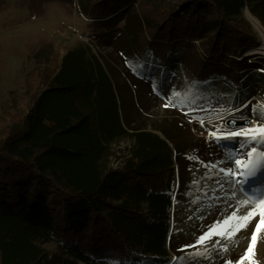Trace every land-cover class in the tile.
Instances as JSON below:
<instances>
[{"label": "trees", "instance_id": "16d2710c", "mask_svg": "<svg viewBox=\"0 0 264 264\" xmlns=\"http://www.w3.org/2000/svg\"><path fill=\"white\" fill-rule=\"evenodd\" d=\"M116 1L81 2L80 10L94 22H124L129 28V17L113 15L127 0ZM187 2L190 7L182 10L147 13L156 15L155 26L147 14L131 13L135 35L143 41L146 32L151 40L139 48L163 66L173 45L208 37L205 55L219 57L215 68L227 61L236 74L259 68L235 57L256 44L242 9L264 26V0ZM238 80L233 83L241 86ZM162 134L123 123L114 82L88 45L67 50L56 74L0 140V264H97L99 259L121 264L148 256L155 264L169 263L173 159L183 153ZM125 138L131 140L127 156L117 168L109 167L112 144ZM178 177L180 185L181 170ZM48 242L59 252L51 260L39 246Z\"/></svg>", "mask_w": 264, "mask_h": 264}, {"label": "rangeland", "instance_id": "374dc122", "mask_svg": "<svg viewBox=\"0 0 264 264\" xmlns=\"http://www.w3.org/2000/svg\"><path fill=\"white\" fill-rule=\"evenodd\" d=\"M87 1L91 0H0V140L24 116L35 96L56 74L64 53L76 46L88 45L114 82L123 123L143 127L163 138L164 131L183 153L179 161L173 159L175 177L168 236L171 260L167 264H235L248 249L259 216L232 241L212 235L204 244L189 246L196 245L211 225L236 211L250 193L264 195V170L249 182L238 183L244 176L243 170L236 167L235 159L246 160L244 153L254 145L241 150L239 139L218 140L212 135L223 136L226 131L240 127H229L228 120H249V127L259 121L253 108L264 104L262 61L257 56L245 57L259 68L241 70L237 74L234 68H227L229 61L215 68L218 63L213 60L219 57L205 55L203 44L208 37H201L190 45H173L162 66L152 58V52L149 54L139 48L141 42L145 44L150 39L146 32L142 34L143 41L135 35L136 22L131 13L140 16L158 9L182 10L190 7L188 0L116 1L117 5L124 3L125 6L113 15L120 19L129 17V28H125L124 22L105 25L87 18L80 10V3ZM250 16L244 7L242 17L251 27ZM155 18L156 15L149 17V25H156ZM142 26L145 30L144 24ZM251 29L256 44L241 52L236 60L260 45L257 33L253 27ZM156 55L162 54L156 51ZM202 76L212 78L195 80ZM238 78L241 86L233 83ZM174 93L179 95L173 98ZM169 99L173 100L172 105H168ZM169 144L174 151L173 143ZM130 146L129 138L112 144L108 166H120ZM233 152L236 156L229 160ZM180 170L183 183L179 185ZM246 211L242 209L239 214ZM217 240H221L220 244H216ZM39 246L47 251L48 260L59 255L52 242ZM197 252L203 255H196ZM65 258L62 255V259ZM152 259L148 256L121 264H155ZM52 264L66 263L55 261ZM97 264L116 263L99 259ZM243 264H264V226Z\"/></svg>", "mask_w": 264, "mask_h": 264}, {"label": "snow or ice", "instance_id": "6c2138e0", "mask_svg": "<svg viewBox=\"0 0 264 264\" xmlns=\"http://www.w3.org/2000/svg\"><path fill=\"white\" fill-rule=\"evenodd\" d=\"M179 93H174L173 98L178 96ZM173 100L169 99L168 105H172ZM166 105V106H168ZM247 105H245L246 107ZM253 112L257 114L258 120L261 122L255 126L249 127L246 123L236 129L226 131L223 136H217L215 133L212 135L216 139H239V147L241 150L248 148L249 145H254L244 155L246 160L235 159V165L238 169H242V175L244 179L238 181L242 185L249 182L251 178H254L257 173L264 170V104H258L253 108ZM229 127L236 122L230 120L227 122ZM260 150L258 151V147ZM236 153L233 152L229 156V160L233 159ZM226 175L231 173L225 172ZM242 209H247L246 213L240 215ZM259 216L260 219L256 223V227L253 230L249 247L245 251L244 255L235 264H243V260L248 258L249 252H251L253 243L257 239V233L262 230L264 226V195H257L255 192L250 193L247 198L241 202L240 207L232 212L229 216L225 217L223 221H218L209 227V231L200 236L196 242V245H190L189 247H196L197 245L204 244L206 240L211 239L212 235L219 236L222 240L232 241L235 236L242 230L246 229L251 221ZM221 240H217L216 244H220ZM215 246V245H214ZM227 251L226 248L222 249ZM196 255H203V253L197 252ZM226 264H232V262H226Z\"/></svg>", "mask_w": 264, "mask_h": 264}, {"label": "built area", "instance_id": "2783aa9c", "mask_svg": "<svg viewBox=\"0 0 264 264\" xmlns=\"http://www.w3.org/2000/svg\"><path fill=\"white\" fill-rule=\"evenodd\" d=\"M251 18V27H253L254 32L257 33V36L260 41V45H256L255 50H252L253 52L252 55L245 56L246 53H244L242 56L238 57L237 60H242L245 59V57L250 58V56H257L259 59H264V26L260 23V21L253 17L252 15L250 16ZM261 123L260 121H254L253 125H257Z\"/></svg>", "mask_w": 264, "mask_h": 264}, {"label": "water", "instance_id": "95a60500", "mask_svg": "<svg viewBox=\"0 0 264 264\" xmlns=\"http://www.w3.org/2000/svg\"><path fill=\"white\" fill-rule=\"evenodd\" d=\"M228 121H230V120H228ZM227 121V122H228ZM235 121V120H234ZM236 123L235 124H233V125H231V126H243L245 123L247 124V125H249L250 124V121L249 120H241V121H235ZM227 125H228V123H227Z\"/></svg>", "mask_w": 264, "mask_h": 264}, {"label": "bare ground", "instance_id": "6f19581e", "mask_svg": "<svg viewBox=\"0 0 264 264\" xmlns=\"http://www.w3.org/2000/svg\"><path fill=\"white\" fill-rule=\"evenodd\" d=\"M252 54H253V52L247 51L246 54H245V56L252 55Z\"/></svg>", "mask_w": 264, "mask_h": 264}]
</instances>
